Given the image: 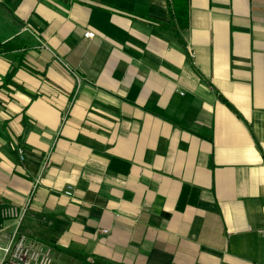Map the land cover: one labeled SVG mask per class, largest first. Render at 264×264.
<instances>
[{
	"label": "crops",
	"instance_id": "crops-1",
	"mask_svg": "<svg viewBox=\"0 0 264 264\" xmlns=\"http://www.w3.org/2000/svg\"><path fill=\"white\" fill-rule=\"evenodd\" d=\"M170 5L0 0V209L53 264H264V0Z\"/></svg>",
	"mask_w": 264,
	"mask_h": 264
},
{
	"label": "built area",
	"instance_id": "built-area-1",
	"mask_svg": "<svg viewBox=\"0 0 264 264\" xmlns=\"http://www.w3.org/2000/svg\"><path fill=\"white\" fill-rule=\"evenodd\" d=\"M84 37H92V31H84ZM19 158L22 160L23 150L17 149ZM65 194L71 195V187L68 186ZM30 196L25 202L18 205L5 206L0 209V214L7 220L16 222L14 230L7 236H1L5 242H1L0 238V264H53V249L50 243L31 235L19 233L17 231L18 224L28 210ZM102 233L106 230L102 229Z\"/></svg>",
	"mask_w": 264,
	"mask_h": 264
},
{
	"label": "trees",
	"instance_id": "trees-1",
	"mask_svg": "<svg viewBox=\"0 0 264 264\" xmlns=\"http://www.w3.org/2000/svg\"><path fill=\"white\" fill-rule=\"evenodd\" d=\"M186 0H171L170 18H175L176 21L186 19ZM3 51V50H2Z\"/></svg>",
	"mask_w": 264,
	"mask_h": 264
}]
</instances>
